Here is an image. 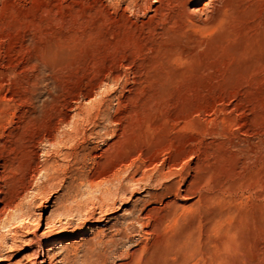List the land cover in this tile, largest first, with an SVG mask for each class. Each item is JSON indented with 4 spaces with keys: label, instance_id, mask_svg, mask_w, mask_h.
<instances>
[{
    "label": "rangeland",
    "instance_id": "obj_1",
    "mask_svg": "<svg viewBox=\"0 0 264 264\" xmlns=\"http://www.w3.org/2000/svg\"><path fill=\"white\" fill-rule=\"evenodd\" d=\"M169 1L0 0V264H264V0Z\"/></svg>",
    "mask_w": 264,
    "mask_h": 264
},
{
    "label": "bare ground",
    "instance_id": "obj_2",
    "mask_svg": "<svg viewBox=\"0 0 264 264\" xmlns=\"http://www.w3.org/2000/svg\"><path fill=\"white\" fill-rule=\"evenodd\" d=\"M149 1V0H148ZM200 0H195L194 2V6H196V4L199 2ZM220 1V0H219ZM222 1V0H221ZM169 2H171L172 4H173V7H172V9H175V10H177V11H179L178 13L180 14L181 13V11L183 10V9H185V8H187V6L189 5V4H191L190 2H191V0H171V1H169ZM224 3V2H223ZM148 4V3H147ZM170 4V3H169ZM219 4V3H218ZM169 6V5H168ZM168 6H167V8H168ZM171 6V5H170ZM189 7V6H188ZM199 8V7H198ZM166 9V8H165ZM171 9V8H170ZM171 9V10H172ZM202 10V9H201ZM199 11H200V9H199ZM192 12V11H191ZM221 12V11H220ZM196 13V12H195ZM183 14V13H182ZM187 13H185V15H186ZM197 14V13H196ZM214 14V13H213ZM217 15H219L218 13H216ZM166 15V14H165ZM176 15H178V14H176ZM183 16V15H182ZM189 16V15H188ZM188 16H185L187 19H188V23H189V17ZM202 16V15H201ZM211 16H214V15H211ZM210 16V17H211ZM180 17V16H179ZM185 17H184V19H185ZM194 17V16H193ZM210 17H208V18H210ZM191 18V17H190ZM174 19H175V16H174ZM182 19H183V17H182ZM219 19V18H218ZM208 20V19H207ZM210 20V19H209ZM216 20V19H215ZM164 21V20H163ZM172 21V20H171ZM202 21V20H201ZM212 21V20H211ZM225 21V20H224ZM177 22H178V20H177ZM215 21H213V23H214ZM212 23V22H211ZM178 24V23H177ZM193 24V23H192ZM191 24V25H192ZM170 25V24H169ZM169 25H168V27H169ZM181 25V24H180ZM180 25H179V28H180ZM196 25V24H195ZM208 24H206V26H207ZM211 25V24H210ZM176 26V25H175ZM220 26V25H219ZM167 27V26H166ZM193 27V26H192ZM173 28H174V26H173ZM176 28V27H175ZM187 28H188V25H187ZM195 28H196V26H195ZM195 28H193V31L195 32L196 30H195ZM171 27H170V30L169 31H171ZM198 29V28H197ZM204 29H208V27L206 28H204ZM204 29H203V32H204ZM164 30V29H163ZM162 30V31H163ZM188 30V29H187ZM191 30V29H190ZM190 30H189V32H190ZM202 29H199V31L198 32H201L202 33V31H201ZM169 31H167V32H169ZM184 31V30H183ZM165 33H166V30L164 31ZM181 32H182V30H181ZM206 32V31H205ZM160 33H161V31H160ZM164 33V34H165ZM170 33V32H169ZM173 33H175V32H173ZM178 34H180V32H177ZM171 34V33H170ZM176 34V33H175ZM182 35H178V36H183V34L184 33H181ZM197 34V33H196ZM185 35H186V33H185ZM167 36V35H166ZM162 37L164 38V36L162 35ZM154 38V37H153ZM182 38V37H181ZM165 39V38H164ZM167 39V38H166ZM161 41V40H160ZM159 41V42H160ZM159 42H157V43H159ZM160 44V43H159ZM164 44V43H163ZM157 47V46H156ZM157 59V58H156ZM153 64V63H152ZM151 64V65H152ZM150 65V66H151ZM153 66H156L155 64L153 65ZM157 67V66H156ZM156 67L154 68L155 70H156ZM148 69V68H147ZM150 69V68H149ZM148 69V70H149ZM110 70V69H109ZM146 70V69H145ZM144 70V71H145ZM111 71V70H110ZM113 71V70H112ZM151 71V70H150ZM158 71V70H157ZM147 72V71H146ZM151 74H152V71L150 72ZM146 74V73H145ZM148 76H149V71H148ZM112 75V74H111ZM110 75V76H111ZM106 76H108V75H106ZM149 78V77H148ZM116 80V78H112V81H115ZM55 103V102H54ZM151 103V102H150ZM53 104V103H52ZM54 105V104H53ZM54 106H52V107H49V106H46V108H45V111H44V118H53L54 117ZM49 116V117H48ZM97 116V115H96ZM100 116V115H99ZM49 118V119H50ZM38 119V118H37ZM47 119H42L40 122L42 123L43 121H45V120H47ZM40 120V119H39ZM28 121V120H27ZM27 121L25 122V123H27ZM61 121V120H60ZM37 122H38V120H37ZM36 122V119H35V122H33L34 124H35V126H36V130L37 129H39L41 132L43 131V130H46V131H52L53 129L52 128H50V126H48V125H44L43 124V126L44 127H41L42 126V124H40V123H37ZM47 123L48 122H50L49 120L48 121H46ZM30 123V122H29ZM33 123H32V126H33ZM52 123V122H51ZM51 123H49V124H51ZM29 125H31V123L29 124ZM41 125V126H40ZM58 125V124H57ZM32 126H31V129H33L32 128ZM30 128V127H29ZM35 128V127H34ZM58 128V127H57ZM26 129H28L27 127H26ZM52 129V130H51ZM34 130V129H33ZM32 131V130H31ZM46 131H44V132H46ZM126 131V130H125ZM39 132V131H38ZM53 133V132H52ZM39 134V133H38ZM38 134H37V136H38ZM49 134V133H48ZM41 135H42V133H41ZM122 135V134H121ZM124 135V134H123ZM36 136V135H35ZM50 136V135H49ZM53 138H54V136H52ZM46 138V137H45ZM48 138V137H47ZM46 138V139H47ZM52 138V139H53ZM56 138V137H55ZM67 138V137H66ZM41 140H43L42 138H41ZM20 141V140H19ZM25 141V140H24ZM39 141V140H38ZM48 141V140H47ZM53 141H55V140H53ZM52 141V142H53ZM64 141V140H63ZM66 141V140H65ZM120 141H121V139H120ZM122 141H124L123 139H122ZM59 142V141H58ZM125 142V141H124ZM55 143V142H54ZM62 143V142H61ZM120 143H122V142H120ZM119 143V144H120ZM25 146V145H24ZM19 147V146H18ZM122 147H123V145H122ZM14 148H16V147H14ZM20 148V147H19ZM120 148V147H119ZM17 150V149H16ZM20 150H21V148H20ZM117 150V149H116ZM123 150V149H122ZM18 151V150H17ZM11 152V151H10ZM9 153V152H8ZM117 153V152H116ZM1 155V154H0ZM68 155V154H67ZM2 156V155H1ZM9 156V155H8ZM7 156V157H8ZM15 156V155H14ZM120 156H121V154H120ZM127 156V155H126ZM7 157H6V159H7ZM10 158V157H9ZM2 161V160H1ZM0 161V162H1ZM12 161H13V159H12ZM11 160H9L8 159V161H5V159L3 160V164H2V169H3V173L2 174H4V177H5V175H8V177L5 179V182H3V186H0V195H4V197H3V199H2V204H3V209L2 210H0V215L1 214H3V212H5V211H7L8 209H10V208H12L14 205H16V203L18 202V200L20 199V197H21V194H23V192H25L26 190H27V185L25 184V182L24 181H22V179H20V177H21V175H20V170H21V166L19 165L20 164V161H19V164L17 163L18 162V159L17 158H15L14 159V161L12 162ZM22 161V160H21ZM17 163V164H16ZM15 164L18 166L19 165V167H16L15 166ZM2 172V171H1ZM21 173H22V171H21ZM3 177V178H4ZM49 178V180H48V185L47 186H43V187H41V188H39V189H37V193H38V197L40 198V196H41V199L42 198H44L45 199V197H47V195H48V193L50 192V189L52 188V187H54L55 186V177H54V175L53 176H51V177H48ZM4 180V179H3ZM2 184V183H1ZM36 190V189H35ZM27 192V191H26ZM24 195H25V193H24ZM49 196V195H48ZM38 199V198H37ZM36 199V200H37ZM22 200V199H21ZM67 209V208H66ZM55 217V216H54ZM52 221V220H51ZM50 221V222H51Z\"/></svg>",
    "mask_w": 264,
    "mask_h": 264
}]
</instances>
